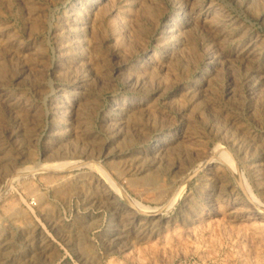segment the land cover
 <instances>
[{
  "label": "rangeland",
  "instance_id": "374dc122",
  "mask_svg": "<svg viewBox=\"0 0 264 264\" xmlns=\"http://www.w3.org/2000/svg\"><path fill=\"white\" fill-rule=\"evenodd\" d=\"M0 264H264V0H0Z\"/></svg>",
  "mask_w": 264,
  "mask_h": 264
},
{
  "label": "bare ground",
  "instance_id": "6f19581e",
  "mask_svg": "<svg viewBox=\"0 0 264 264\" xmlns=\"http://www.w3.org/2000/svg\"><path fill=\"white\" fill-rule=\"evenodd\" d=\"M66 164V163H65ZM74 164H75V162L74 163H71L70 162V165H73L74 166ZM54 165V164H53ZM56 165V164H55ZM57 165H63V164H57ZM68 165V164H67ZM66 166V165H65ZM63 167V166H62ZM66 167H69V166H66ZM48 171V170H47ZM23 172V171H22ZM19 176V175H18ZM16 177V176H15ZM177 196V195H176ZM175 199L173 200V202L171 203V204H174L175 202H176V200L178 199V196L177 197H174ZM251 199H252V204H253V206L254 207H260V205L258 204V202L255 200V198L253 197H251ZM172 200V199H171ZM170 200V201H171ZM136 202V201H135ZM170 205V204H169Z\"/></svg>",
  "mask_w": 264,
  "mask_h": 264
}]
</instances>
